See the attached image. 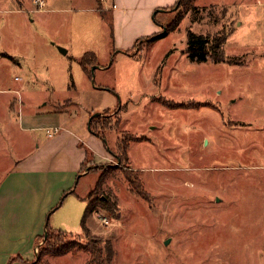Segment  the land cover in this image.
Here are the masks:
<instances>
[{
    "label": "rangeland",
    "instance_id": "374dc122",
    "mask_svg": "<svg viewBox=\"0 0 264 264\" xmlns=\"http://www.w3.org/2000/svg\"><path fill=\"white\" fill-rule=\"evenodd\" d=\"M99 1L0 0V88L16 90H0V229L31 220L43 191L30 172L61 176L77 159L45 216L51 234L23 264H264V0H195L177 28L132 50L113 47ZM174 7L155 19L170 23ZM188 30L219 38L224 61L190 59ZM87 51L100 65L90 73ZM61 244L73 249L46 253Z\"/></svg>",
    "mask_w": 264,
    "mask_h": 264
},
{
    "label": "crops",
    "instance_id": "0c3cea01",
    "mask_svg": "<svg viewBox=\"0 0 264 264\" xmlns=\"http://www.w3.org/2000/svg\"><path fill=\"white\" fill-rule=\"evenodd\" d=\"M107 1L108 2L105 3L99 1L98 3L102 12L110 13V26H111L110 31H111L113 47L117 48L118 50L122 48L126 50L127 49L132 50V46L134 44H139L142 42L144 43L146 38L154 36L159 33H163L162 24H166V23L162 21L163 19L160 20L155 19L157 16L156 14L158 12L168 13L170 11L171 6H173L177 0H107ZM112 3H114L115 6H112ZM155 41L156 39H154L153 41H151V43L148 44H154ZM60 48H64V47H62V45L59 46V51ZM65 49L67 52L68 48ZM3 51L6 52V54L9 56L12 55L5 50ZM97 66L100 65H96V69L99 68ZM102 67L105 68V65H102ZM0 90L16 92L15 88L11 87L10 85L1 87ZM68 134L70 135L69 136L70 139L78 140V137L76 136L75 133L69 132ZM91 152L93 153V151ZM93 156L97 161H106L112 156V154L110 153L108 158H105V160H98L95 153H93ZM21 161L22 159L18 160L16 162V166L20 164ZM76 162L77 159L72 161L68 165H65L66 170L62 172L61 176L58 173H52L53 175L52 177L48 176L46 178L45 177L34 178L35 172L29 173L32 174L31 178L34 181V184L42 187L43 196H41L40 200L38 199V197H36V202L34 201L35 207H33L32 210L33 213L31 214V220L29 219L19 220L17 223L5 225L4 228H8L7 232H5L6 230L3 231L0 229V238H2L3 235L5 234H8L9 236H15L17 234H21L19 239L23 242V243L15 242V244H19V245H14V246H10L9 243L1 245L0 264H8L7 262L8 259L14 255H20L22 259H27V260L34 258L39 243L38 236H40L45 231L46 228V223L43 224L44 222H46L45 216L47 215V212L52 210L57 200L56 198H54L55 194H62L63 192H65V190H69L72 188L75 174L78 171V165L76 164ZM16 172L19 171L12 170L8 175H12ZM27 179L29 178L27 177L23 180H27ZM47 179L52 180L51 183L52 184L51 188H53L52 190L50 189L51 184H47ZM26 189L27 188L21 187L20 190L19 199H21V202L23 203L22 205H24L25 202L27 201L26 194L23 193V191H25ZM5 245L8 246L7 249L5 248ZM15 262H17L18 264L24 263L20 259H17Z\"/></svg>",
    "mask_w": 264,
    "mask_h": 264
},
{
    "label": "trees",
    "instance_id": "16d2710c",
    "mask_svg": "<svg viewBox=\"0 0 264 264\" xmlns=\"http://www.w3.org/2000/svg\"><path fill=\"white\" fill-rule=\"evenodd\" d=\"M195 0H177L176 3L171 6L174 7V9H177V13L174 16L173 20L164 25L165 30L163 33H159L156 34L154 36L148 37L146 38L145 42L146 43H151V41H153L154 39H157L158 37L164 36L167 33H169L171 30L175 29L178 27L182 17H183V13H181V9L182 7H187L190 6L192 4V2ZM221 41L219 38H212L210 40V38L207 35H203L201 33H196L192 30H188L187 31V47H186V53L189 56L190 59L195 60V61H206L208 59V57H212L214 59V61H224V57L223 54L221 52ZM97 60V56L95 53L91 52V51H87L83 54L82 58H81V64L84 68V70L88 73L89 72V66L95 64ZM119 121V120H117ZM96 124L98 125L95 126V120H92L89 123L90 126V131H92L93 133H96L97 135H101L100 130H102V127H99V123L96 122ZM101 137L104 138L103 135H101ZM141 136H135V135H131V137L129 138V140H127V142L123 141V137H122V141L118 143L117 149L121 152V156L120 154H117L118 157L120 159H124L127 160L128 157V147H129V142L131 140H138L140 139ZM87 160V158L84 160V162L82 163L80 172H83L82 168L84 166L85 161ZM127 179L129 180L130 183L133 182V180L131 179V177L127 176ZM103 183V174H101L96 182V185L94 187V189H100L101 184ZM69 193L66 192L64 194V196ZM87 200L86 202V207L83 213V216L81 218V228L82 229H86V219L89 216V214L96 208V205L98 204L97 202V195L94 196L92 199L89 197L88 199L85 198ZM105 201V199H104ZM48 219V218H47ZM51 230V228L48 225V222L46 221V232L48 233L47 236H49L51 233H49ZM59 232L57 233H61V232H68L66 230H61L58 229ZM61 231V232H60ZM43 237L44 238V234L43 236L40 235L38 236V242L40 241V238ZM44 241H46V239H44ZM71 249H73L70 245H66V244H61V245H57V246H52L49 248V250L46 251V253H51V254H55V255H62L65 254L67 252H69ZM92 252H94L97 248L92 246ZM17 259H20L23 262H26L27 259H22V257L20 255H14L11 256L9 258L8 264H11L12 261H15ZM40 256H37V259L32 263V264H46V263H40Z\"/></svg>",
    "mask_w": 264,
    "mask_h": 264
},
{
    "label": "built area",
    "instance_id": "2783aa9c",
    "mask_svg": "<svg viewBox=\"0 0 264 264\" xmlns=\"http://www.w3.org/2000/svg\"><path fill=\"white\" fill-rule=\"evenodd\" d=\"M100 2H107V0H100ZM35 3H38L39 5H43L44 4V0H35ZM112 6H115L114 3H112ZM48 130H50V132L48 133L50 136L57 131V127L54 128H48Z\"/></svg>",
    "mask_w": 264,
    "mask_h": 264
},
{
    "label": "water",
    "instance_id": "95a60500",
    "mask_svg": "<svg viewBox=\"0 0 264 264\" xmlns=\"http://www.w3.org/2000/svg\"><path fill=\"white\" fill-rule=\"evenodd\" d=\"M60 51H62L63 53H65V52H66V49H65V48H60ZM95 68H96V65H93L91 69L94 70ZM97 115H99V112H95V113H93L92 116H91V118H92V117H95V116H97ZM88 128H90L89 125H88ZM45 229H46V228H45ZM47 235H48V233H47L46 230H45V231H44V238H46Z\"/></svg>",
    "mask_w": 264,
    "mask_h": 264
}]
</instances>
